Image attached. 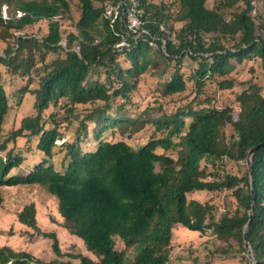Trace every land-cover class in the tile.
I'll return each mask as SVG.
<instances>
[{"label": "trees", "instance_id": "trees-1", "mask_svg": "<svg viewBox=\"0 0 264 264\" xmlns=\"http://www.w3.org/2000/svg\"><path fill=\"white\" fill-rule=\"evenodd\" d=\"M71 1L0 0V42L6 45L0 55V132L11 108L2 72L7 83L23 84L14 95L19 101L26 93L34 98L32 112L0 138V206L3 187L46 186L58 200L62 227L89 253L72 254L76 264H170L178 227L210 232L213 254L239 253L249 264L243 237L252 203L246 158L264 141V93L238 74L245 63L264 70V2L137 0L157 47L140 41L120 52L113 49L119 37L100 20L104 3L117 0H75L77 21ZM17 11L24 14L16 17ZM40 23H47L41 36L26 31ZM186 59L197 67L190 69ZM146 74L158 78L153 98L140 93ZM213 79L216 94L232 93L231 103L206 94ZM188 80L194 96L182 98ZM60 88L67 93L60 95ZM164 100L176 109L164 108ZM51 106L57 110L45 113ZM64 123L66 131L75 127L73 138L59 145ZM141 136L136 147L129 143ZM24 138L36 142L42 156L27 173L17 150ZM91 139L98 146L84 150ZM59 148L67 163L58 170L53 158ZM231 162L246 166L233 173ZM252 164L255 206L247 236L256 264H264V145ZM196 192H225L233 201L220 211L213 199L190 198ZM18 221L52 238L55 256L43 260L40 252L0 246V264H74L61 258L56 232L40 229L34 203Z\"/></svg>", "mask_w": 264, "mask_h": 264}, {"label": "rangeland", "instance_id": "rangeland-1", "mask_svg": "<svg viewBox=\"0 0 264 264\" xmlns=\"http://www.w3.org/2000/svg\"><path fill=\"white\" fill-rule=\"evenodd\" d=\"M159 1V0H157ZM213 0L208 1V5H212ZM264 0L259 1L258 5L261 6ZM78 2L75 0L71 1V13L74 21L79 19V7ZM6 5H2L1 11ZM8 12V11H7ZM9 15V13H8ZM47 23H40L29 25L26 29L28 33L34 34L37 37L41 36L46 29ZM40 27V28H39ZM66 46V39H64ZM4 47L6 45L0 42V55L5 56ZM186 65L191 67L190 69H194L197 67L196 62H191L190 59H186ZM183 62V64H184ZM253 64L245 63L244 66H240V73L238 74V78L246 81L252 79L256 81L262 88L264 93V70H262L258 66H254V69L251 70ZM4 71V70H3ZM187 76L190 75V71L188 68L185 69ZM7 73L2 72L1 81L4 82L7 87V92L10 97V111L7 114L5 122L3 124V130L0 132V138H3L4 135L10 133L13 128H18L20 126V120L26 114H30L32 112V104L34 101L33 95L30 93L24 94L22 99L19 101L18 96H14L18 94L19 89L23 84L15 83H7ZM232 75L228 77L231 78ZM17 81L19 80L16 77ZM157 79L155 76L151 74H146L141 79V87L140 93L147 95L148 98H153V88L157 83ZM189 87L188 90L181 96L185 97H193L194 93L193 85L190 80H188ZM209 87H206V94L211 98L216 95V98L219 99V103L222 105H226L227 103H231L232 93L230 92H218L217 90V80H209L207 81ZM33 86V85H32ZM58 93L60 95H64L67 93L64 89H58ZM13 94V95H12ZM186 95V96H185ZM137 99H140L138 96ZM61 102L65 99H60ZM152 101L154 99H151ZM186 102V101H185ZM164 108H169L172 110L176 109L175 103H169L168 100L163 101ZM60 108V105L57 109ZM56 107L51 106L48 111L45 113L55 112ZM62 113V112H61ZM47 118L44 115V119ZM74 126H71L68 131H66V123L62 124V130L65 131V136L62 139L57 140L56 143L59 145L64 144V142L72 141L73 135L72 131L74 130ZM110 135V133L104 134L103 139H106ZM36 140V138H34ZM144 138L141 136L139 138H134L129 141L133 147H136L137 143H142ZM99 141L91 139L87 144H83L84 150H91L98 146ZM36 142L28 141L26 138L19 140V146L17 148L20 151L24 160L21 164V170L27 173L31 170L37 163H39L42 156L39 153L35 152ZM65 150L59 148L55 150L53 163L56 169H61L63 164L67 163V160L63 162V155ZM242 165L239 166L233 162L229 164L230 169L233 173H240V170L244 168L245 163L240 162ZM18 169L14 171L17 172ZM4 201L0 206V246H10L15 250L24 251L28 250L33 255H37L38 252L41 253L42 259L53 258L55 254H53L51 250V245L53 243V239L49 237H45L42 233L38 232L36 229H33L28 226H24L22 223L18 221V214L23 210V208L31 203L36 205L37 216H38V224L40 229L43 232H56V236L59 239L60 247L64 255L61 257L64 260H71L74 264L79 263L77 259L73 258L72 254L77 252H83L85 254H89L85 249L84 243L79 238L71 235L62 227V218L58 212V204L57 198L53 194H51L46 186L40 184H31V185H18V186H6L2 188ZM190 198L206 201L208 199H213L220 206V211L225 210V203L232 202V198L227 195V193H219V192H196L190 196ZM27 231H26V230ZM29 233V234H28ZM31 233V234H30ZM214 237L209 232L207 235H200L199 233H194L186 227H178L175 229V236L173 242V252L170 264H245L241 260L242 254L232 253L230 255L223 254H213L214 250L212 241ZM245 256L248 258V255L245 253ZM57 257V256H56ZM41 258V257H40ZM11 264V263H9ZM250 264V263H249Z\"/></svg>", "mask_w": 264, "mask_h": 264}, {"label": "built area", "instance_id": "built-area-1", "mask_svg": "<svg viewBox=\"0 0 264 264\" xmlns=\"http://www.w3.org/2000/svg\"><path fill=\"white\" fill-rule=\"evenodd\" d=\"M253 12H256V6ZM23 14V12L17 11L15 16L20 17ZM2 17L5 19L9 18L7 6L3 9ZM100 20L107 22L119 37L113 44L115 51L130 50L133 46L138 45L140 41H148L152 47H157V38L151 35L146 27L149 20L144 17V11L137 0H117L115 3L105 2ZM160 29L164 30L165 28L161 25ZM165 43L166 41L162 39V48L164 50ZM62 44L65 46L64 41H62ZM74 50L79 52L80 48L76 46Z\"/></svg>", "mask_w": 264, "mask_h": 264}, {"label": "water", "instance_id": "water-1", "mask_svg": "<svg viewBox=\"0 0 264 264\" xmlns=\"http://www.w3.org/2000/svg\"><path fill=\"white\" fill-rule=\"evenodd\" d=\"M264 145V141L260 142L259 144L255 145L249 152L246 158V164H247V168L250 174V180H251V190H252V203H251V208H250V212H249V220L246 223L245 227H244V233H243V237H244V246L247 250V255L249 257V263L250 264H256L254 255H253V251L251 248V245L249 243L248 240V236H247V231L249 228V223L253 218V213H254V206H255V194H254V184H253V164H252V157L255 153V151H257L261 146Z\"/></svg>", "mask_w": 264, "mask_h": 264}]
</instances>
